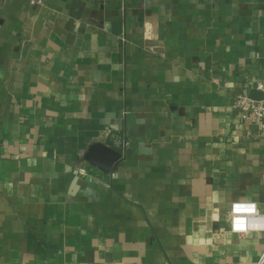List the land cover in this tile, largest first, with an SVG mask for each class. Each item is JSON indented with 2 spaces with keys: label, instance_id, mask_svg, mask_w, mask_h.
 I'll use <instances>...</instances> for the list:
<instances>
[{
  "label": "crops",
  "instance_id": "1",
  "mask_svg": "<svg viewBox=\"0 0 264 264\" xmlns=\"http://www.w3.org/2000/svg\"><path fill=\"white\" fill-rule=\"evenodd\" d=\"M263 77L264 0L0 2V264H256Z\"/></svg>",
  "mask_w": 264,
  "mask_h": 264
},
{
  "label": "built area",
  "instance_id": "2",
  "mask_svg": "<svg viewBox=\"0 0 264 264\" xmlns=\"http://www.w3.org/2000/svg\"><path fill=\"white\" fill-rule=\"evenodd\" d=\"M10 0H0L7 2ZM32 4H41L43 0H30ZM255 90L264 92V77L256 83ZM233 107L242 112L244 118H249L256 126L258 135L264 141V97L257 99L246 90L237 94ZM255 205L252 210L236 211V206ZM239 222V223H238ZM229 230L235 234L244 235L252 231L264 230V209H261L254 200H237L229 209ZM256 264H264V250Z\"/></svg>",
  "mask_w": 264,
  "mask_h": 264
},
{
  "label": "water",
  "instance_id": "3",
  "mask_svg": "<svg viewBox=\"0 0 264 264\" xmlns=\"http://www.w3.org/2000/svg\"><path fill=\"white\" fill-rule=\"evenodd\" d=\"M252 96L260 99L264 97V92L255 90ZM87 158L94 164L110 170L117 162L119 155L105 144L97 142L90 147Z\"/></svg>",
  "mask_w": 264,
  "mask_h": 264
},
{
  "label": "clouds",
  "instance_id": "4",
  "mask_svg": "<svg viewBox=\"0 0 264 264\" xmlns=\"http://www.w3.org/2000/svg\"><path fill=\"white\" fill-rule=\"evenodd\" d=\"M255 208V205H250V206H242V205H237L236 206V211L240 212V211H245V210H252ZM239 209V210H238ZM239 223V222H238Z\"/></svg>",
  "mask_w": 264,
  "mask_h": 264
},
{
  "label": "snow or ice",
  "instance_id": "5",
  "mask_svg": "<svg viewBox=\"0 0 264 264\" xmlns=\"http://www.w3.org/2000/svg\"><path fill=\"white\" fill-rule=\"evenodd\" d=\"M239 210V209H238Z\"/></svg>",
  "mask_w": 264,
  "mask_h": 264
}]
</instances>
